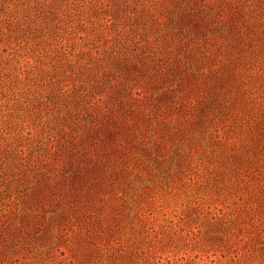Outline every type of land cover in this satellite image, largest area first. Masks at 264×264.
Instances as JSON below:
<instances>
[{
  "label": "rangeland",
  "instance_id": "1",
  "mask_svg": "<svg viewBox=\"0 0 264 264\" xmlns=\"http://www.w3.org/2000/svg\"><path fill=\"white\" fill-rule=\"evenodd\" d=\"M140 10L138 0H0V264H264V129L251 135L260 118L249 116L234 124L219 115L220 136L196 128L193 146L178 153L184 138L167 145L125 192L107 196L92 232H60L51 208L26 224L31 190L53 158L54 116L109 101L132 55L127 43L150 39ZM179 56L172 48L164 67ZM66 84L75 105L45 108ZM254 99L259 113L264 91Z\"/></svg>",
  "mask_w": 264,
  "mask_h": 264
},
{
  "label": "trees",
  "instance_id": "2",
  "mask_svg": "<svg viewBox=\"0 0 264 264\" xmlns=\"http://www.w3.org/2000/svg\"><path fill=\"white\" fill-rule=\"evenodd\" d=\"M138 2L150 39L127 43L132 55L124 59L123 81L113 84L109 101L100 97L84 112L69 108L54 116L58 138L31 190L28 227L51 208L60 232L67 225L92 232V215L108 205L107 196L125 192L130 176L140 178L146 161L166 155L167 145H183L184 138L175 151L191 148L196 128L213 127L220 136V116L230 115L234 124L246 116L260 118L249 125L251 135L264 129V108L257 113L253 105L255 93L264 91V0ZM110 21L100 29L105 36ZM120 35L128 36L125 30ZM172 48L180 56L166 68L162 56ZM71 90L53 88L45 108L75 105Z\"/></svg>",
  "mask_w": 264,
  "mask_h": 264
}]
</instances>
